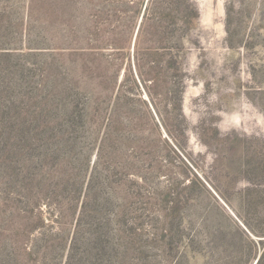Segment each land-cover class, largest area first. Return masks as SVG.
Masks as SVG:
<instances>
[{"label": "rangeland", "instance_id": "374dc122", "mask_svg": "<svg viewBox=\"0 0 264 264\" xmlns=\"http://www.w3.org/2000/svg\"><path fill=\"white\" fill-rule=\"evenodd\" d=\"M0 264H264V0H0Z\"/></svg>", "mask_w": 264, "mask_h": 264}]
</instances>
